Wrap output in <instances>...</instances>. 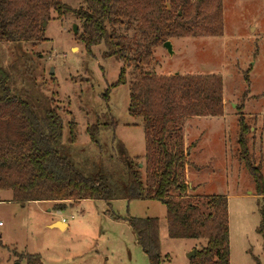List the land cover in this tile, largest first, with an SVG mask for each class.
<instances>
[{"label":"rangeland","instance_id":"obj_1","mask_svg":"<svg viewBox=\"0 0 264 264\" xmlns=\"http://www.w3.org/2000/svg\"><path fill=\"white\" fill-rule=\"evenodd\" d=\"M77 8L81 0H62ZM168 6V0H165ZM221 37L174 38L173 54L153 49L144 68L153 75H219L223 80L224 115L185 118L169 124L176 151H188L181 179L189 191L171 199L184 203L220 195L227 198L230 264H264V237L254 181L239 161L238 118L249 132V156L264 178V0H222ZM45 24V41L15 45L0 42V67L9 74L13 96L31 104L38 117L53 110L64 120L60 150L85 177L101 170L123 182L129 163L144 174L145 140L142 120L128 115L129 85L141 75L126 69V85L111 88L123 67L102 59L105 47L87 56L74 38L80 21L72 15ZM75 25L76 34L72 31ZM127 40L138 35L134 25L119 28ZM248 77V82L246 77ZM108 101L103 95L109 90ZM76 123L75 144L68 142L67 124ZM108 124L100 147L86 133L94 124ZM116 124L115 127L111 124ZM174 131V132H173ZM169 138L167 137V142ZM144 176V175H143ZM56 211L55 203L12 201L11 190H0V264H149L128 224L130 218H156L162 264H188L187 254L205 241L173 240L167 233L166 207L154 200L80 201ZM202 208V207H201ZM65 221L61 230L50 227Z\"/></svg>","mask_w":264,"mask_h":264},{"label":"trees","instance_id":"obj_2","mask_svg":"<svg viewBox=\"0 0 264 264\" xmlns=\"http://www.w3.org/2000/svg\"><path fill=\"white\" fill-rule=\"evenodd\" d=\"M51 13L58 20L72 15L80 21L74 39L83 45L87 56L102 46V59L114 58L123 64L111 88L126 85L127 68L141 75L129 85L128 115L142 120L144 176L139 166L129 163L123 168L122 183L101 170L85 177L60 150L63 117L53 110L38 117L30 103L11 94L9 74L0 67V190H11L12 201L21 204L54 202L56 211L85 200H154L166 207L170 239L205 241L194 250L188 264H230L227 198L215 195L194 203L170 198L172 193L181 195L190 189L181 179L189 153L176 151L167 129L181 118L222 117L223 80L214 74L157 76L144 71L153 49L170 39L221 37L222 0H168V6L165 0H81L77 8L62 0H0V42L45 41L43 23L52 20ZM132 25L138 35L127 40L119 28ZM109 91L103 95L105 101ZM111 125L114 128L116 124ZM238 128L239 161L253 179L255 196L260 199L257 230L264 237V178L249 156L246 136L250 128L242 115ZM107 129L108 124L99 122L86 133L99 148L100 132ZM67 130L68 142L73 145L77 139L73 119ZM128 224L148 263L162 264L158 220L130 218ZM29 264H40V260L29 255Z\"/></svg>","mask_w":264,"mask_h":264},{"label":"water","instance_id":"obj_3","mask_svg":"<svg viewBox=\"0 0 264 264\" xmlns=\"http://www.w3.org/2000/svg\"><path fill=\"white\" fill-rule=\"evenodd\" d=\"M45 24L46 23L44 22L43 23V27H45ZM72 31H74V33L76 34L77 31H76L75 25H73ZM162 45L167 50V52H168L169 55H172L173 54L172 45L170 44L169 41L164 42ZM62 226H64V223L63 222H56V223H54V224L51 225V227L57 228L59 230H61ZM194 255H195V251H191V252H189L187 254V258L190 259V258L194 257Z\"/></svg>","mask_w":264,"mask_h":264},{"label":"crops","instance_id":"obj_4","mask_svg":"<svg viewBox=\"0 0 264 264\" xmlns=\"http://www.w3.org/2000/svg\"><path fill=\"white\" fill-rule=\"evenodd\" d=\"M46 203H51V202H46ZM52 203H53V202H52ZM56 222H63V220H62V221H56ZM56 222H55V223H56ZM63 223H64V228L67 227V223H66L65 221H64ZM53 224H54V223H53ZM51 225H52V224H51ZM51 225H50V227H51Z\"/></svg>","mask_w":264,"mask_h":264},{"label":"built area","instance_id":"obj_5","mask_svg":"<svg viewBox=\"0 0 264 264\" xmlns=\"http://www.w3.org/2000/svg\"><path fill=\"white\" fill-rule=\"evenodd\" d=\"M64 222V221H63Z\"/></svg>","mask_w":264,"mask_h":264}]
</instances>
